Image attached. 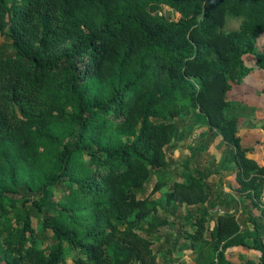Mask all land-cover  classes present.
Here are the masks:
<instances>
[{"label":"trees","instance_id":"obj_1","mask_svg":"<svg viewBox=\"0 0 264 264\" xmlns=\"http://www.w3.org/2000/svg\"><path fill=\"white\" fill-rule=\"evenodd\" d=\"M263 36L264 0H0V264H159L139 225L163 202L206 206L169 233L197 264H264V165L227 112ZM193 112L230 147L238 199L212 198L195 153L166 180Z\"/></svg>","mask_w":264,"mask_h":264},{"label":"rangeland","instance_id":"obj_2","mask_svg":"<svg viewBox=\"0 0 264 264\" xmlns=\"http://www.w3.org/2000/svg\"><path fill=\"white\" fill-rule=\"evenodd\" d=\"M159 13L168 19H178V14L168 7H161ZM242 21V18L228 17L224 31L229 33L237 30ZM257 50L264 54V36L258 41ZM245 63L252 68V72L242 84L234 85L228 94V100L232 106L227 109V112L238 119L237 135L241 138L242 145L255 149L254 153L249 155L250 158L264 165V70L258 67L257 59L251 53L245 56ZM229 148L221 137L211 138L204 118L198 112H193L182 121L179 139L166 149L171 165L166 180L172 185L182 175L181 164L195 153L196 168L210 177L212 198L218 200L220 193H223L227 200L233 197L238 199L235 192L236 171ZM155 184L156 178H153L148 186L147 195L151 193ZM168 189L157 193L153 199L160 200L162 194ZM162 204L158 214L152 215L139 225L145 231V235L153 238L155 242L153 248L158 255L159 264H197L198 253L192 251L186 243L174 247L175 239L169 233L177 234L179 223L206 209V206L181 207L168 206L164 202ZM256 214L259 215V211H256ZM240 217L244 219V215ZM34 223L38 225L37 218L34 219ZM249 243L252 244V241L249 240ZM202 253V262L209 263L210 249L203 248ZM227 256L229 260L241 263L249 259H258L259 254L250 249L236 248L228 251Z\"/></svg>","mask_w":264,"mask_h":264}]
</instances>
